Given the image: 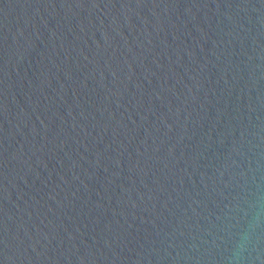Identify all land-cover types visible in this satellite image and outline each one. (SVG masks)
<instances>
[{
  "label": "water",
  "instance_id": "1",
  "mask_svg": "<svg viewBox=\"0 0 264 264\" xmlns=\"http://www.w3.org/2000/svg\"><path fill=\"white\" fill-rule=\"evenodd\" d=\"M0 264H264V0H0Z\"/></svg>",
  "mask_w": 264,
  "mask_h": 264
}]
</instances>
